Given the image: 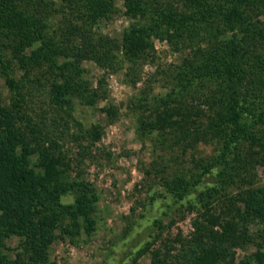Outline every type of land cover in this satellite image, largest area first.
Here are the masks:
<instances>
[{
  "label": "trees",
  "instance_id": "16d2710c",
  "mask_svg": "<svg viewBox=\"0 0 264 264\" xmlns=\"http://www.w3.org/2000/svg\"><path fill=\"white\" fill-rule=\"evenodd\" d=\"M116 1L0 0V264H49L57 239L94 234L99 196L81 164L111 155L103 124L72 115L106 97L83 63L105 74L154 63V41L181 58L162 71L167 91L133 102L157 158L144 172L195 215L188 235L146 242L132 264H264V0H120L131 22L110 37L100 25ZM102 112L109 125L120 111ZM201 144L210 155L194 154Z\"/></svg>",
  "mask_w": 264,
  "mask_h": 264
},
{
  "label": "rangeland",
  "instance_id": "374dc122",
  "mask_svg": "<svg viewBox=\"0 0 264 264\" xmlns=\"http://www.w3.org/2000/svg\"><path fill=\"white\" fill-rule=\"evenodd\" d=\"M115 6V13L100 25V31L110 37H119L131 22L123 14L122 1L117 0ZM154 46V63L147 61L112 74H105L92 61L83 63L93 90L105 76L106 86L102 90L106 97L98 98L92 106L77 103L72 115L86 129L98 122L103 124L104 134L98 146L109 152L111 159L96 163L88 159L81 164L83 178L94 186L99 196L96 231L90 237L77 235L57 239L50 248L49 264H132L134 252L146 242L155 240L156 246H160L177 233L186 236L193 230L195 214L185 209L187 200L175 202L165 193L160 195V188L152 185V176H145L144 172L157 158L151 141L136 133L133 102L167 91L162 71L179 64L181 58L166 42L154 41ZM0 96L5 101L10 96L1 73ZM110 104L117 106L120 112L117 121L106 125L102 109ZM69 146L74 148V153L77 151L76 143L71 141ZM211 149L201 144L194 154L206 157ZM258 178L264 184L261 167ZM211 182L210 178H205L199 189ZM156 219L162 222L163 229L154 225ZM127 227L131 230L124 237ZM17 244L16 238L8 241L10 247ZM236 252L238 258L243 254L241 248ZM139 263L149 264L150 255H145Z\"/></svg>",
  "mask_w": 264,
  "mask_h": 264
}]
</instances>
